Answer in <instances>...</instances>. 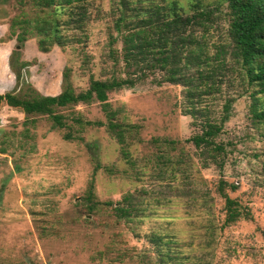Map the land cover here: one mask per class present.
<instances>
[{"label": "rangeland", "instance_id": "374dc122", "mask_svg": "<svg viewBox=\"0 0 264 264\" xmlns=\"http://www.w3.org/2000/svg\"><path fill=\"white\" fill-rule=\"evenodd\" d=\"M12 3L0 0V42L13 40L5 60L12 85L4 93L27 84L43 96H55L61 91L64 69L75 93L87 89L90 79L121 75L122 63H114L109 55L121 50L120 40L109 38L116 36L109 0H96L88 7L84 32L67 31L64 48L40 52L36 38L28 37L10 68L17 44L8 30L17 13ZM222 13L223 7L213 11L205 30L195 36L207 56L220 53L230 68L233 62L222 54L228 50ZM234 76L228 72L223 80L214 78V93L199 99H187L183 86L156 85L150 79L108 93L106 103L116 112L115 120L129 127L123 145L126 156L95 101L58 109L62 128L44 116L24 122L19 110L1 112V105L0 264H140L138 252L151 264L156 262L147 242L152 233L172 240L175 235L176 250L187 259L182 264H264V189L260 157L255 156L264 142L249 124V98ZM193 106L205 107L217 123L221 120L215 139L225 151L220 173L212 165L202 168L189 141L199 134L200 119L188 114ZM66 134L70 139L63 137ZM173 162L178 164L174 178ZM219 178L235 187L226 188V194L248 214L223 229V200L214 191ZM89 182L99 201L116 202L132 194L131 204L142 212V218L138 214L128 224L136 237L123 226L102 224L103 219L83 221L77 202ZM40 226L46 227L39 235ZM117 232L127 255L115 262L94 258Z\"/></svg>", "mask_w": 264, "mask_h": 264}, {"label": "trees", "instance_id": "16d2710c", "mask_svg": "<svg viewBox=\"0 0 264 264\" xmlns=\"http://www.w3.org/2000/svg\"><path fill=\"white\" fill-rule=\"evenodd\" d=\"M96 0H13L12 6L17 13L8 24L9 36L16 45L11 59L19 52V45L28 37L36 38L40 52L57 46L64 48L69 43L67 31L83 33L89 14L88 7ZM112 29L116 36L111 42L120 40V54L110 51L114 63H122L119 76L106 80L90 79L87 89L75 93L69 83L68 69L62 72L63 85L55 96H43L30 85H22L0 95V106L17 109L23 114L24 122L33 116H44L58 128L65 127L58 109L75 107L78 104L97 102L106 114L107 129L120 146V153L126 156L123 145L125 132L129 127L115 120L116 112L106 103L107 94L123 88L130 89L135 84L150 79L156 85L168 83L186 89L187 99L211 95L216 80H223L227 73H234L249 98L248 121L264 142V0H109ZM223 7L225 35L228 40V54L234 67L224 66L225 60L220 53L207 56L206 48L200 44L195 34L205 30L212 12ZM219 52V51H218ZM221 52V50H220ZM220 57V58H219ZM23 65H19V68ZM18 81L20 73L14 72ZM226 101L224 109L227 108ZM192 118L198 117L199 134L190 138L194 149L200 155L202 168L214 166L220 173L223 166V146L215 139L221 131V120L216 122L208 110L189 108ZM70 139L69 135L63 136ZM260 157L262 187L264 189V149ZM173 162V178L175 167ZM226 188L235 187L222 178L217 179L214 191L223 200V217L219 229L231 226L240 219L248 217L240 204L226 194ZM92 182H89L77 202L79 212L86 224L103 219L102 224L123 226L137 236L128 224L142 216L137 205H132V194H124L120 200H96ZM90 218H86L85 216ZM100 215V216H99ZM46 226H40L39 235ZM120 233H113L102 250L94 258L110 262L120 261L127 255L126 248L120 247ZM172 237V236H171ZM170 236L150 234L147 242L152 245L151 254L156 262L151 264H182V257L176 249L178 241ZM173 245V250H172ZM135 255V254H134ZM132 257V256H131ZM137 262L149 264L145 254L136 253Z\"/></svg>", "mask_w": 264, "mask_h": 264}, {"label": "crops", "instance_id": "0c3cea01", "mask_svg": "<svg viewBox=\"0 0 264 264\" xmlns=\"http://www.w3.org/2000/svg\"><path fill=\"white\" fill-rule=\"evenodd\" d=\"M2 35V34H1ZM12 39L5 40L4 42H0V94L4 93V91H8L12 85V77L10 73L7 71L6 67V55L12 49ZM6 109L12 111L11 108L2 105L1 112Z\"/></svg>", "mask_w": 264, "mask_h": 264}]
</instances>
